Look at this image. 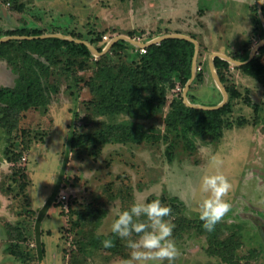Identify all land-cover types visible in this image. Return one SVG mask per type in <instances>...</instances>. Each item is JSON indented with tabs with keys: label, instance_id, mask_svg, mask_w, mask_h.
<instances>
[{
	"label": "rangeland",
	"instance_id": "1",
	"mask_svg": "<svg viewBox=\"0 0 264 264\" xmlns=\"http://www.w3.org/2000/svg\"><path fill=\"white\" fill-rule=\"evenodd\" d=\"M247 1L258 33L237 49L239 59L249 57L264 41V25L253 11L260 0ZM140 2L0 0V39L20 41L9 39L15 36L7 33L36 30L41 36L79 37L97 50L105 48L104 36H128L133 32V36L147 42L174 34L169 29H155V21L147 26L152 30L128 32L133 18L151 20L156 16V9L142 8L145 4ZM171 2L177 4L176 0ZM209 4L214 8L216 0L203 5ZM263 6L264 3V14ZM225 9L226 20L228 17L231 20L235 14L231 3ZM194 24L193 18L192 36L202 41L201 35L193 31L199 25ZM216 25L213 23L210 28L214 30ZM242 42L245 40L230 43ZM207 44L203 40L199 45L201 73L209 72L211 49ZM263 47L264 44L258 48L252 60L259 59L264 64V55L259 53ZM103 56H108L113 67L122 62L131 64L139 53L130 44L118 53L110 50ZM30 57L43 76L49 104L20 114L2 112L0 105V264H124L129 250L118 238L112 237L111 248L102 245V240L112 235L110 225L117 211L133 202L154 199L172 207L174 197L185 205L178 206L170 216L179 249L175 264H227L221 257L208 254L211 246L208 236L197 228L202 223L195 210L202 199L200 178L215 170L210 168L214 156L223 161L221 171L232 184L226 196L231 209L215 226L218 240H228L235 234L242 242L236 250L238 264H264L263 82L246 76L231 64L225 77L240 92V97L228 95L230 110L223 116L222 137L198 138L194 151L186 149L174 136L157 144L112 143L77 150L70 146L72 138L97 134L107 126L123 122L140 124L165 135L164 120L171 102L183 96L184 89L177 85L170 90L163 114L153 119L111 116L92 110L94 99L88 87L101 71L98 62L101 56L92 53L55 57L30 54ZM25 73L22 58L13 65L0 59V90L20 86ZM202 82L195 78L189 90L199 97H195L196 101L212 104L223 100V96L217 98L214 80L213 88L202 86ZM248 101L257 104L258 110L247 105ZM2 119H16L17 126L12 130L4 128ZM186 218L192 220V228L185 225Z\"/></svg>",
	"mask_w": 264,
	"mask_h": 264
},
{
	"label": "trees",
	"instance_id": "2",
	"mask_svg": "<svg viewBox=\"0 0 264 264\" xmlns=\"http://www.w3.org/2000/svg\"><path fill=\"white\" fill-rule=\"evenodd\" d=\"M253 11L259 17L257 6L254 7ZM7 35L38 37L41 36V33L36 30L19 29L8 32ZM128 37L135 38L133 32H130ZM74 39L82 40L79 37ZM128 47H130L128 42L119 41L112 47L111 52L118 53V51ZM97 50L101 53L103 48ZM194 53L195 46L192 42L185 39L170 38L160 44L148 47L147 53L139 54V58L132 61L131 64L122 62L111 67L108 56H101L98 60L101 71L88 84L94 99L92 110L96 109L102 114L111 116L126 115L142 120H149L162 115L167 103L168 92L175 89L177 85L185 89L191 79ZM259 53L264 55V47ZM30 54L49 57H55L57 54L90 56L92 51L84 44L75 41L69 42L60 38L11 40L0 43V59H6L13 65L20 57L23 59L26 69L25 77L22 78L23 82L20 86L15 89L0 90L2 112L10 111L20 114L22 111H28L31 108H43L49 104V98L43 85V76L38 70V66L33 64ZM231 58L245 62L249 57L239 59L238 53H234ZM214 65L230 98H239L240 92L229 84L225 77V72L229 70L231 64L221 58H216ZM112 68L115 69V72L112 71ZM236 69L241 70L246 76L264 83V64L259 59L237 66ZM196 80L201 82L203 73L198 72ZM188 99L192 104H197L191 92L188 93ZM247 105L255 108V111L258 110L257 104L248 101ZM229 110V102L219 110L208 111L191 108L184 103L183 96H179L171 102L170 111L165 117V135L149 131L140 124L123 122L107 126L97 134L74 137L70 141V146L72 149L78 150L90 145L112 143L124 145L157 144L160 141L168 140L170 136H174L184 143L186 149L194 151L197 148L196 139L222 137L225 125L223 116ZM1 123L4 128H11L10 130L17 126L16 119L14 121L2 119ZM171 202L172 212L178 209V206L185 207L184 203L177 197L172 198ZM182 221H179L180 224H183ZM185 221V225L192 228V220L186 218ZM173 222L175 223L176 219ZM199 224L198 230L202 234H207L211 244L207 250L208 254L221 257L227 264H238L236 250L242 246L240 237L237 238L233 234L228 240L220 241L216 227L212 232H208L202 227V223Z\"/></svg>",
	"mask_w": 264,
	"mask_h": 264
},
{
	"label": "clouds",
	"instance_id": "3",
	"mask_svg": "<svg viewBox=\"0 0 264 264\" xmlns=\"http://www.w3.org/2000/svg\"><path fill=\"white\" fill-rule=\"evenodd\" d=\"M264 3V0H261ZM223 161L212 157L210 168L199 183L202 199L196 211L202 227L212 232L216 224L230 211L226 196L232 189L228 177L221 171ZM172 209L159 199L150 202H133L118 210L110 225L111 236L102 240L104 248L114 246L113 236L129 250L124 264H175L179 249L173 238L175 225L171 223Z\"/></svg>",
	"mask_w": 264,
	"mask_h": 264
},
{
	"label": "crops",
	"instance_id": "4",
	"mask_svg": "<svg viewBox=\"0 0 264 264\" xmlns=\"http://www.w3.org/2000/svg\"><path fill=\"white\" fill-rule=\"evenodd\" d=\"M171 1L172 0H141L140 4L142 5L143 2L145 4V6H141L142 8L146 7V9L148 10H157V12L155 13L156 16L154 18L152 17L151 20L139 19L138 21H136V19L133 18L131 23L132 27H129L127 29L129 30L128 32L135 30H152L147 26L155 21V29H169L172 30L169 31V33L181 34L195 38L192 36V19L194 18V25L197 24L199 25V27H195L193 31H195L198 35H201L203 40L208 43L207 47L209 46V49H211L210 57L214 54H223L231 57L232 54L237 52V49L246 45L248 41L258 33L255 30V23L252 18L250 4L247 0H220L219 2H217L216 0L214 8H212L210 4L209 6L203 5L206 4L207 1L212 0H176V5H173V2ZM230 3L231 7H233V9L235 10V14L234 16H231V20L230 17H228L227 21V9H225V7L226 5H230ZM235 3L237 5H233ZM213 23L217 24L214 30L210 28L213 26ZM195 39L198 41L199 45H202L203 40L200 41L197 38ZM241 39L245 40V42H242L239 45H233L230 43L241 41ZM207 68L209 72H203V82L201 85H207L208 87L213 88L212 80L214 79L211 72L210 63L209 65L207 64ZM201 85L196 88L195 91L197 93L199 92V90H201ZM215 88L218 90L217 92V90L215 89L217 98L221 99L222 93L217 86H215ZM195 97L197 99L199 98L197 95ZM221 101L222 100H219L217 103L219 104ZM196 102L199 105H217V103L203 104L200 101Z\"/></svg>",
	"mask_w": 264,
	"mask_h": 264
},
{
	"label": "water",
	"instance_id": "5",
	"mask_svg": "<svg viewBox=\"0 0 264 264\" xmlns=\"http://www.w3.org/2000/svg\"><path fill=\"white\" fill-rule=\"evenodd\" d=\"M258 13H259V18L262 21L263 25H264V14L262 11V2L261 0L258 3ZM46 39V38H60L63 40H68V41H75L76 43L79 44H84L86 45L93 54L97 55L98 57L105 55L107 52H109L112 47L119 41H126L130 44H134L135 41L132 40L130 37L128 36H118L116 37L110 44H108L101 53L98 52V50H96L90 43L84 41V40H78V39H74L72 37H68V36H61V35H44V36H38V37H19V36H15V37H11L9 39H19V40H26V39ZM170 38H177V39H185L188 40L190 42H192L195 46V53H194V58H193V64H192V77L191 79L188 81L184 92H183V99H184V103L191 107V108H195V109H201V110H208V111H212V110H219L221 108H223L227 103H228V93L226 92V89L224 87V85L221 83L219 75L217 74V70L215 68L214 65V60L216 58H221L222 60H225L227 62H229L230 64H233L234 66H242L245 64H248L252 61L254 55L256 54V52L258 51V48L261 47L264 44V41L262 42V44L260 46H256L247 61L245 62H241V61H237L234 60L233 58L223 55V54H214L210 57L209 63H210V68H211V72L213 74V79L214 82L216 84V86L218 87V89L220 90V92L222 93L223 96V100L220 104L217 105H211V106H204V105H199V104H192L189 99H188V93L190 90V87L192 85V83L194 82L195 78H196V73H197V66H198V55H199V43L196 39L192 38V37H188L185 35H181V34H167L158 38H155L153 40H151L150 42L146 43V44H142L141 46H145V47H151L153 45L156 44H160L162 41L166 40V39H170ZM7 38H3L0 39V43L7 41Z\"/></svg>",
	"mask_w": 264,
	"mask_h": 264
},
{
	"label": "built area",
	"instance_id": "6",
	"mask_svg": "<svg viewBox=\"0 0 264 264\" xmlns=\"http://www.w3.org/2000/svg\"><path fill=\"white\" fill-rule=\"evenodd\" d=\"M116 37L118 36H114V37H109V36H104L103 37V40H104V43H105V47L110 44ZM132 40L135 41L134 44H131L132 48L138 52L139 54H146L147 53V48L148 47H145V46H141L142 44H146L150 41H142L141 38H138V37H135V38H131ZM130 44V43H129ZM202 71V67L201 66H197V72H201Z\"/></svg>",
	"mask_w": 264,
	"mask_h": 264
}]
</instances>
